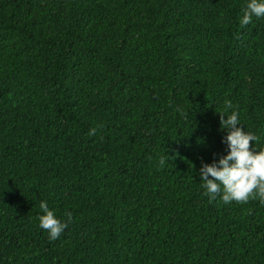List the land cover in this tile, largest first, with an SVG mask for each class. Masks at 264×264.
<instances>
[{
  "label": "trees",
  "instance_id": "1",
  "mask_svg": "<svg viewBox=\"0 0 264 264\" xmlns=\"http://www.w3.org/2000/svg\"><path fill=\"white\" fill-rule=\"evenodd\" d=\"M245 4L0 0V264H264V203L209 201L198 174L225 100L264 146ZM40 200L72 214L56 239Z\"/></svg>",
  "mask_w": 264,
  "mask_h": 264
},
{
  "label": "clouds",
  "instance_id": "2",
  "mask_svg": "<svg viewBox=\"0 0 264 264\" xmlns=\"http://www.w3.org/2000/svg\"><path fill=\"white\" fill-rule=\"evenodd\" d=\"M241 11L239 23L248 24L253 17L264 16V0H246ZM224 103L231 109L227 114L220 113V127L225 132L221 142L226 145V151L210 162H201L198 174L203 193L209 201L219 193L225 203L246 202L250 197H259L264 203V146L257 150L253 143L250 147L249 142L257 140L256 134L240 127L238 110L231 101ZM99 127L102 125L90 127L88 134L94 135ZM39 207L42 213L38 214V226L47 231L49 239H56L67 227L71 212L65 213L67 219H61L46 200H40Z\"/></svg>",
  "mask_w": 264,
  "mask_h": 264
}]
</instances>
